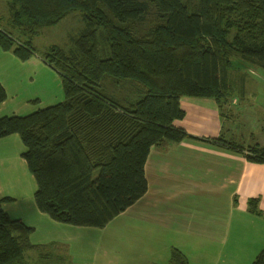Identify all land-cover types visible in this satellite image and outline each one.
<instances>
[{
    "label": "trees",
    "instance_id": "trees-1",
    "mask_svg": "<svg viewBox=\"0 0 264 264\" xmlns=\"http://www.w3.org/2000/svg\"><path fill=\"white\" fill-rule=\"evenodd\" d=\"M7 0L9 17L0 25V47L27 61L39 55L61 77L65 99L26 115L0 117V139L17 134L35 177L40 211L55 221L104 228L148 190L145 165L151 147L186 138L210 141L264 163V147L244 146L190 134L176 121L186 115L184 95L215 99L221 110L245 95L246 74L231 78L237 54L264 68V0ZM151 5L156 10L151 11ZM86 27L66 53L53 46L38 53L33 39L75 11ZM152 24L144 33L137 27ZM2 19L0 18V23ZM100 34L109 55L103 56ZM105 45V44H104ZM106 50V48H103ZM133 81L141 97L119 102L101 90L106 77ZM7 92L0 84V105ZM0 198V264H29L38 250L48 264H72L69 256L46 252L31 242L35 228L13 218ZM249 211L263 214L258 199ZM54 245L55 243H51ZM51 245V246H52ZM171 260L188 264L173 248ZM252 264H264V248Z\"/></svg>",
    "mask_w": 264,
    "mask_h": 264
},
{
    "label": "crops",
    "instance_id": "crops-1",
    "mask_svg": "<svg viewBox=\"0 0 264 264\" xmlns=\"http://www.w3.org/2000/svg\"><path fill=\"white\" fill-rule=\"evenodd\" d=\"M36 61L41 71L58 74L41 57L38 56ZM20 62L26 61L0 47V84L7 92V99L0 105V117L20 115L15 107L7 103L10 97L8 85H20L21 78H25L16 72L22 65ZM31 76L32 72H28V77L33 79ZM29 100H36V106H40L39 98L31 97ZM180 103L186 115L177 120L176 125L198 137L217 138L227 134L225 115L215 99L184 95ZM21 143L20 137L12 134L0 139V150H4L8 156V151H12L10 148L13 151L18 145L21 148L24 145ZM240 144L264 147L262 141ZM6 156L0 159V168L8 170L6 162L10 160ZM145 173L148 190L121 213L126 219L120 223V227L124 224L142 225L149 231L169 234L171 257L173 248H177L187 256L188 264H252L264 248V163L249 161L245 153L235 149L206 140L186 138L178 143L152 146ZM2 193L5 196L8 194ZM1 195L0 198L5 197ZM249 199L259 200L263 214L249 211ZM6 203L9 202L3 203L4 209ZM35 205L30 206L31 211L36 217L46 220V235L40 239L31 235V242L46 247L49 245L46 252L69 256L72 264H87V261L88 264H96L100 244L115 241V236H99V228L58 223L50 216L47 218L45 215L48 214L40 211L36 202ZM26 216L13 218L22 219L36 230L38 223L28 221L32 218ZM53 242L54 245L51 244ZM106 254L110 256L109 252ZM132 259L137 260V257Z\"/></svg>",
    "mask_w": 264,
    "mask_h": 264
},
{
    "label": "rangeland",
    "instance_id": "rangeland-1",
    "mask_svg": "<svg viewBox=\"0 0 264 264\" xmlns=\"http://www.w3.org/2000/svg\"><path fill=\"white\" fill-rule=\"evenodd\" d=\"M190 2L192 7L197 6V0H190ZM155 10V6L151 5V11ZM8 17L7 0H0L1 27H6ZM151 24L152 15L149 16L146 23L137 27V32L144 33ZM85 27L84 12L78 10L70 13L57 24L43 28L33 39V44L40 54L48 52L53 46L60 47L66 53H70L74 49L75 39L82 34ZM100 48L103 56L109 55L108 48L101 34ZM103 48H106V50H103ZM38 56L34 55V58L31 57L29 59L30 61L20 62L22 64L20 68L16 66V69L18 68L16 72L21 77H25L21 78L22 84L14 83L8 85L10 97H8L7 103L12 105L10 107H15L20 115L28 114L38 107H46L65 99L60 75L54 72L45 73L41 71L36 65ZM231 57H233L234 61L239 62L235 67H232L231 73L233 74L231 78L246 74V82H248L247 85L245 83L244 97L236 96L232 98L222 110L226 118L227 128L225 131L227 134L223 136L226 140L237 143L255 144L260 141L264 142V68L255 63L249 64L241 61L237 54ZM28 72H32L31 77L33 79L28 77ZM101 90L107 96L122 103L135 101L141 97V94H139L141 88L136 83L125 81L118 84L110 76L102 81ZM31 97L39 98L40 106H36V100H29ZM231 126L234 127L231 128ZM10 149L12 151H8L10 152L8 156L4 154V150H0V159L6 156L10 160L6 162V166L9 167L8 170L0 168V193L2 191L7 192V196L15 197L17 200L6 203L5 210L12 217L28 215L32 218L28 221L38 223L32 238L40 239V237L46 235V220L36 217L30 208V206H36L35 191L37 183L26 159L22 155L25 151V146L23 145L20 148V145H18L14 151L13 148ZM20 153L21 156L19 155ZM45 216L49 218V215ZM125 219L126 217L120 214L106 227L97 229L99 236H115V241L110 244H100V249L96 255V264H126L128 262H133L132 264H176L171 260V236L169 234L149 231L144 229L142 225L136 227V225L128 226L124 224L120 227V223ZM79 227L87 228L89 226ZM106 252H109L110 256ZM26 257L29 264H48L51 262L43 254H40L38 250L27 251ZM132 257H137V260L132 259ZM86 263L88 264V261Z\"/></svg>",
    "mask_w": 264,
    "mask_h": 264
}]
</instances>
